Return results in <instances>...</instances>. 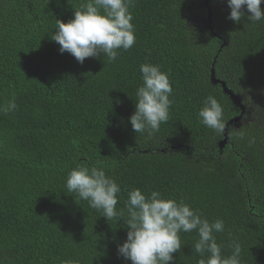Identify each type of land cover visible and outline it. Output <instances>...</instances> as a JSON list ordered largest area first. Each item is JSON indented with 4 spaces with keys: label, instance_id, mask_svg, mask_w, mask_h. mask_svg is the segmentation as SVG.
<instances>
[{
    "label": "trees",
    "instance_id": "1",
    "mask_svg": "<svg viewBox=\"0 0 264 264\" xmlns=\"http://www.w3.org/2000/svg\"><path fill=\"white\" fill-rule=\"evenodd\" d=\"M84 3L0 0V105L13 95L18 105L0 113V264H131L117 246L134 188L222 219L223 253L237 241L242 264H264V20L228 19L227 0H135L134 46L80 64L50 36ZM143 63L169 73L173 103L158 131L136 133L129 118ZM213 70L244 106L228 130L242 110ZM210 95L223 107L222 134L198 116ZM81 163L120 184L121 215L108 221L67 191ZM180 237L170 264H197L196 232Z\"/></svg>",
    "mask_w": 264,
    "mask_h": 264
},
{
    "label": "clouds",
    "instance_id": "2",
    "mask_svg": "<svg viewBox=\"0 0 264 264\" xmlns=\"http://www.w3.org/2000/svg\"><path fill=\"white\" fill-rule=\"evenodd\" d=\"M230 8L228 19L240 23L242 18L250 22L264 20V0H227ZM135 0H87L75 10L68 22L57 19L51 40L60 45L59 51L70 53L80 64L86 58H99L101 54L109 61H115L119 51H127L136 43V30L130 10ZM142 85L137 89L135 112L129 118L136 133L158 131L161 123L169 118L173 103L170 97L173 87L169 73L162 66L153 63L140 65ZM18 110L13 95L3 105L0 113L8 115ZM198 116L201 123L218 134L225 131L223 107L213 96H208ZM69 193H75L81 200L111 220L121 215L117 210L120 184L96 165L78 164L70 170L66 180ZM127 237L118 244L117 253L131 264H170L174 253L181 250L180 233L195 231L198 239L193 252L201 257L197 264H242V248L239 242L230 245V255L223 253L215 233L225 230L222 219L210 221L197 209L183 200L164 198L159 191L150 195L140 188L128 192ZM62 264H79L67 260Z\"/></svg>",
    "mask_w": 264,
    "mask_h": 264
},
{
    "label": "water",
    "instance_id": "3",
    "mask_svg": "<svg viewBox=\"0 0 264 264\" xmlns=\"http://www.w3.org/2000/svg\"><path fill=\"white\" fill-rule=\"evenodd\" d=\"M206 1H207V0H206ZM206 5L208 6V3H207ZM210 28H212V27L210 26ZM212 82H213L214 84H221V85H222V88H223V90H224V92H225L226 94H228V95L230 96L231 100L233 101V103H234L235 105H237L238 107H240L241 110H242V114H241L239 117H237V118H235L234 120H232V121L227 125V130H228L229 126H230L233 122H237V121H239V120L242 118L243 113H244V106L241 104V100H240V98H239L237 95L233 94V93H232V92L226 87V85H225L224 82H221V81H219V80H217V79L215 78L214 70L212 71ZM226 136L228 137V131L226 132ZM224 143H225V141H224Z\"/></svg>",
    "mask_w": 264,
    "mask_h": 264
}]
</instances>
